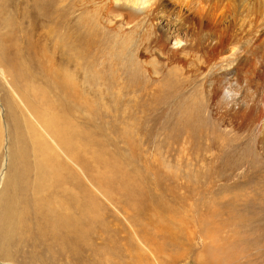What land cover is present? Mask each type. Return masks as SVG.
I'll use <instances>...</instances> for the list:
<instances>
[{
    "label": "rangeland",
    "instance_id": "374dc122",
    "mask_svg": "<svg viewBox=\"0 0 264 264\" xmlns=\"http://www.w3.org/2000/svg\"><path fill=\"white\" fill-rule=\"evenodd\" d=\"M35 2L0 0V264H207L202 252L208 240L201 229L209 230L214 211L224 219L229 210L240 214L230 208L233 193H241L224 188L230 184L217 179L208 162L222 157L220 144L232 140L252 143L249 155L256 151L264 161L260 130L226 120L207 91L193 101L190 86L183 93L158 85L160 75L150 74L154 60L117 49L114 13L99 0H48L51 9L39 11ZM51 27H57L52 36ZM78 36L85 43L80 71L68 66L81 101L67 98L53 76L64 65L60 55ZM178 75L173 78L181 81ZM184 100L195 106L197 123L211 128L201 140L179 136L167 117L159 126L145 119V113L163 108L175 120L174 106H188ZM192 107L186 112L192 114ZM34 139L51 159L47 181ZM252 191L237 204L252 203ZM6 193L15 217L10 225L1 219ZM70 222L81 225L80 235ZM239 234L233 264H264V233ZM228 254L216 257L218 263H226Z\"/></svg>",
    "mask_w": 264,
    "mask_h": 264
},
{
    "label": "bare ground",
    "instance_id": "6f19581e",
    "mask_svg": "<svg viewBox=\"0 0 264 264\" xmlns=\"http://www.w3.org/2000/svg\"><path fill=\"white\" fill-rule=\"evenodd\" d=\"M98 4L104 5L107 11L114 13L112 22L115 38L121 40V45L117 44V49L121 50L122 53L123 51L131 50L128 55L135 56V54H140V56L155 61L153 65H150V74L155 79L160 75L159 79L161 81L157 82L158 85L164 89L168 87L176 90V87H178L180 91L186 90L190 86L189 92L191 90L192 93L187 96L191 97L193 101H197L196 99L200 97L203 99L204 95L201 96V94L207 91L211 102L218 111L219 109L222 110L226 120L235 121L234 125H239V128L257 126L254 130H260V133H258L260 134L259 140L264 141V0H99ZM49 6L48 0H36L35 2L37 10H49ZM25 15L27 18L29 17L28 13H25ZM49 18L51 22L53 17ZM110 18L108 17V19ZM60 24L61 22H59ZM51 28L47 33L52 36L57 27ZM116 34H118V37ZM83 43L81 36L71 41L63 56L60 55L64 65L57 68L55 70L56 73L53 75L58 88L63 94L67 98L77 99L78 101H81L80 94H78V81L76 78L74 79L68 65L74 64L77 71H80V60H82L85 45ZM162 60L167 61V63H163ZM178 74H181V81L178 78H173L174 76L177 77ZM171 78H173V81H169ZM149 84L144 88V93ZM144 96L142 97L144 98ZM187 101L184 100L183 102L187 105L189 102ZM168 102L171 104L170 100ZM192 106L194 105L188 104V106H185L181 104L180 106H174L177 113H172L171 116L175 120L171 119L167 115L168 110L162 107L157 112L145 113V119L157 125L167 117L175 126L179 136L200 139L205 136L206 132H211L209 131L211 128H204L197 123V111L194 108L195 106ZM190 107L194 110L192 114L186 112V108L189 109ZM200 108H204V106ZM185 117L187 118L184 119ZM209 119L207 118L206 120L209 121ZM170 122L167 120L164 125L168 126ZM51 124L52 120L50 126ZM177 124L179 125L177 126ZM165 126L164 128H167ZM190 129L192 130V136L188 135L190 134ZM231 131L230 129L229 132ZM228 135L236 136L232 133H228ZM193 138L191 139L193 140ZM238 143V141L232 140L231 143L226 141L225 144H220V146L222 145L221 153H223V156L219 157L217 155L214 162H212V158L208 162L218 172L216 173V178L222 180L225 184H230L224 185V188L230 189L231 192L241 190V193H233L235 200H233L234 202L230 208L238 209L240 214L229 210L230 216H226L227 218L224 219V215L221 216L220 213L214 211L209 217V223H206L209 225V230L204 232L201 229L203 236L207 237L208 240L202 252L204 258L207 259V264H219L216 257L223 252L228 254L230 250L234 253L229 252L227 262L224 264H233L238 259L236 251L238 244H242V242L238 243L241 240L239 229H241V232L245 230L252 233H264V221L262 222L261 220L262 218L264 220V161L262 158L257 157L256 151H252L249 155L248 149L253 147L252 143L242 145ZM34 146L42 156L39 167L42 170L45 166L47 167L45 170L46 175L44 176V181H47V178L51 175L50 172L53 173L50 165L51 159L46 154H43L42 147L36 139H34ZM206 148L209 151V148ZM21 155L22 151L19 150L18 154H16V159L21 160ZM195 163L199 164V159ZM40 177H43L42 171ZM213 177L215 178V174ZM184 179L188 180L190 177H185ZM247 189L253 190L252 193L255 191L254 194L251 193L253 196L252 203L246 200L242 204H237L236 200H238V197H246ZM257 189H260L258 190L259 193H257L258 191L256 192ZM247 194L250 195V191ZM3 196L5 198L3 197L1 204L3 216L1 219L2 222L7 220L6 222L10 225L12 220H14L12 219L14 215L10 209L9 193ZM215 198L213 203L216 202ZM218 198L221 197L218 196ZM225 198L227 199L228 195ZM78 199L80 198L74 197V201ZM94 211L97 210L92 205L91 212L94 213ZM228 212L226 214H229ZM62 220L65 223L67 220L69 221L68 217L65 216L62 217ZM62 220L59 221L62 222ZM203 220L204 217H198L199 223ZM212 223L214 224L212 225ZM68 226L75 230H73L74 234L75 232H78L79 235L81 234V225L76 228V224L70 222ZM5 228L7 229V226ZM151 242L153 243V241ZM254 243L257 245L258 242ZM256 245L253 244L255 247ZM230 253L233 255H230Z\"/></svg>",
    "mask_w": 264,
    "mask_h": 264
}]
</instances>
